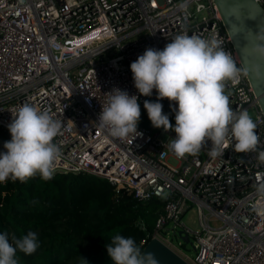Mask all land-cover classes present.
<instances>
[{
  "label": "built area",
  "instance_id": "built-area-1",
  "mask_svg": "<svg viewBox=\"0 0 264 264\" xmlns=\"http://www.w3.org/2000/svg\"><path fill=\"white\" fill-rule=\"evenodd\" d=\"M264 11V0H257ZM216 40L237 78L225 81L230 107L257 124L256 152L209 155L211 143L178 158L167 148L174 131L142 125L126 138L100 126L98 115L113 88L157 100L134 87L130 64L147 48L163 50L177 35ZM29 103L61 122L55 171H87L115 191L164 198L151 232L191 264H264V116L213 0H0V127ZM175 121L168 99L160 100ZM172 157L176 164L170 165ZM195 209L197 228L184 215ZM191 242L187 255L169 238ZM188 236V240L183 239Z\"/></svg>",
  "mask_w": 264,
  "mask_h": 264
},
{
  "label": "clouds",
  "instance_id": "clouds-1",
  "mask_svg": "<svg viewBox=\"0 0 264 264\" xmlns=\"http://www.w3.org/2000/svg\"><path fill=\"white\" fill-rule=\"evenodd\" d=\"M134 87L140 95L150 97L156 90L157 100L144 101V109L154 128L175 136L167 143L178 158L197 154L211 143L209 155L223 154L229 138L234 139L236 152H256L259 136L257 124L247 111H234L225 94V81L238 76L231 57L216 40L197 35L180 34L163 50L147 48L130 64ZM98 115V123L111 136L126 138L138 133L141 109L136 95L113 88ZM168 99L174 112L175 125L163 112L160 100ZM11 139L0 151V183L11 179L21 182L36 176L50 180L55 173V162L61 155L54 138L60 133L61 122L48 112L24 103L12 114L7 125ZM142 135L141 133H138ZM264 162V151L258 152ZM39 247L36 233L10 243L7 234H0V264H18L17 251L31 255ZM113 264H158L151 253H141L133 238L115 235L106 244ZM85 264L88 262L84 259Z\"/></svg>",
  "mask_w": 264,
  "mask_h": 264
},
{
  "label": "trees",
  "instance_id": "trees-1",
  "mask_svg": "<svg viewBox=\"0 0 264 264\" xmlns=\"http://www.w3.org/2000/svg\"><path fill=\"white\" fill-rule=\"evenodd\" d=\"M139 105V122L159 130L152 126L144 103ZM10 139L8 128L0 127V151ZM164 201L117 193L108 179L87 171H55L50 180L38 174L23 182L8 179L0 183V234L13 243L29 231L36 233L38 249L31 255L18 250V264H85L84 259L88 264H113L106 244L118 234L133 238L141 251Z\"/></svg>",
  "mask_w": 264,
  "mask_h": 264
},
{
  "label": "water",
  "instance_id": "water-1",
  "mask_svg": "<svg viewBox=\"0 0 264 264\" xmlns=\"http://www.w3.org/2000/svg\"><path fill=\"white\" fill-rule=\"evenodd\" d=\"M221 23L236 49L243 71L258 98L264 116V11L257 0H213ZM185 241L187 235H183ZM141 253H151L158 264H191L175 250L151 237Z\"/></svg>",
  "mask_w": 264,
  "mask_h": 264
},
{
  "label": "rangeland",
  "instance_id": "rangeland-1",
  "mask_svg": "<svg viewBox=\"0 0 264 264\" xmlns=\"http://www.w3.org/2000/svg\"><path fill=\"white\" fill-rule=\"evenodd\" d=\"M160 129L163 130V128ZM167 162L172 166L176 164L175 159L172 157H169L167 159ZM194 216H195V209L193 208L189 210L186 215H184V220L193 228H197L199 225L197 221L194 219ZM169 238L177 245V247L182 249L187 255L191 257L194 256L195 250L191 242H181V238L173 232L169 233Z\"/></svg>",
  "mask_w": 264,
  "mask_h": 264
}]
</instances>
